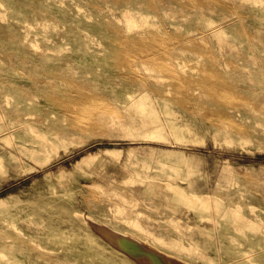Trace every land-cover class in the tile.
Listing matches in <instances>:
<instances>
[{
    "label": "rangeland",
    "instance_id": "rangeland-1",
    "mask_svg": "<svg viewBox=\"0 0 264 264\" xmlns=\"http://www.w3.org/2000/svg\"><path fill=\"white\" fill-rule=\"evenodd\" d=\"M88 221L264 264V0H0V264H134Z\"/></svg>",
    "mask_w": 264,
    "mask_h": 264
},
{
    "label": "bare ground",
    "instance_id": "bare-ground-1",
    "mask_svg": "<svg viewBox=\"0 0 264 264\" xmlns=\"http://www.w3.org/2000/svg\"><path fill=\"white\" fill-rule=\"evenodd\" d=\"M89 223V221H88ZM100 238L134 264H187L125 233L90 222ZM89 223V224H90ZM92 228V227H91Z\"/></svg>",
    "mask_w": 264,
    "mask_h": 264
}]
</instances>
